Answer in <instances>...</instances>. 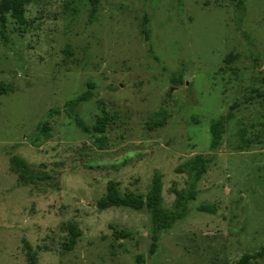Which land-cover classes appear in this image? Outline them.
<instances>
[{
    "label": "rangeland",
    "instance_id": "1",
    "mask_svg": "<svg viewBox=\"0 0 264 264\" xmlns=\"http://www.w3.org/2000/svg\"><path fill=\"white\" fill-rule=\"evenodd\" d=\"M242 1L243 9L232 0H34L26 23L7 14L0 264H31L23 239L38 264H238L264 248V0ZM88 90L74 113L90 128L106 117L103 132L50 114ZM222 119L196 198L150 255L149 210H101L97 201L110 180L145 196L159 173L161 206L176 211L189 181L176 167L211 153V125ZM44 122L50 134L34 144ZM15 156L46 176L22 182ZM70 223L82 235L67 250Z\"/></svg>",
    "mask_w": 264,
    "mask_h": 264
},
{
    "label": "trees",
    "instance_id": "2",
    "mask_svg": "<svg viewBox=\"0 0 264 264\" xmlns=\"http://www.w3.org/2000/svg\"><path fill=\"white\" fill-rule=\"evenodd\" d=\"M32 1L34 0H0V40L4 44L8 45L10 41L7 35V14H10L21 24L26 23V5ZM88 1L93 5H97L100 2V0ZM232 1L235 2L238 8L243 9L244 3L242 0ZM92 96V91H85L74 99L66 102L62 107L52 109L50 114L53 115L65 112L74 119L77 126H79L84 132H90L91 129L96 132H103L106 125V117L99 118L94 127L90 128L78 115L74 113L75 108H77L81 103L91 100ZM223 127V119L212 122L211 132L213 134V139L211 141V153L196 154L176 167L177 172L187 173L189 175L187 186L180 191H177L176 211L166 210L161 206L163 181L162 176L159 173L154 174L151 187L145 196L135 194L133 192L122 194L118 188V183L114 180H110L107 184L105 195H103L97 201V207L101 210L111 207H126L134 210L148 209L153 223V233L151 236L152 243L150 248V255H153L158 248L160 233L163 230L171 227L176 220L183 218L185 215L184 210L186 209V205L189 201L196 198L197 184L201 180L202 176L207 172L208 164L214 160L213 151L219 149L222 144ZM41 134H50V128L45 122L38 126L34 135L35 137L32 139L34 144H37L36 141L40 140ZM242 142L243 145H241L240 148L246 147L248 145L247 141L243 140ZM13 160L15 162V171L18 173L20 180L24 183H30L34 179H42L44 176H46L44 173H33L29 169L27 161L21 157L15 156ZM200 209L212 213L215 212V207L212 205H202ZM66 228L69 233V238L65 243V248L67 250H72L77 242V239L82 235V231L75 223L68 224ZM114 232L115 234H118L122 237H127L129 235V233L126 231L115 230ZM23 242L24 248L30 257L31 264H38L37 253L34 252L31 244L26 239H23ZM262 257H264V248L257 253L243 255L238 264H247L252 258L258 259ZM137 261L138 263L145 262V255H138Z\"/></svg>",
    "mask_w": 264,
    "mask_h": 264
}]
</instances>
